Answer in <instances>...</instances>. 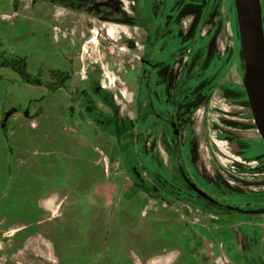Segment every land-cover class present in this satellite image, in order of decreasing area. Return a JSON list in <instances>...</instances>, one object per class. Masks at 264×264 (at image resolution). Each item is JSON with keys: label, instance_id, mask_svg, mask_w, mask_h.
I'll use <instances>...</instances> for the list:
<instances>
[{"label": "rangeland", "instance_id": "374dc122", "mask_svg": "<svg viewBox=\"0 0 264 264\" xmlns=\"http://www.w3.org/2000/svg\"><path fill=\"white\" fill-rule=\"evenodd\" d=\"M101 1L105 2L20 0L14 8L13 0H0V123L7 110L16 108L19 111L9 119L6 130L0 127V264H116L104 256L106 230H101L100 224L91 231L92 239L86 251L89 234L84 229L60 232L57 237V222L66 223L65 213L59 212L58 208L55 211L49 209L46 216L40 218V224L34 225L36 215L29 213L24 205L25 202L29 205L32 198L23 200L27 195L26 185L28 191L34 190L38 199L55 189H71L73 185L68 182L73 177L64 165L69 159L76 162L81 159L88 165L92 162L91 173L98 174V156L103 164L111 165V173L118 178L125 167V172L135 176V185L157 192L148 199L121 193L118 212L123 219L126 209L130 213L143 211L141 219L135 215L131 233L136 242L146 245L139 247L136 243V247L128 240L125 224L115 215L107 238L113 247L107 249L119 264H131L133 260L129 253L142 263L148 257L166 254L173 262L179 258L172 264H233L227 261L221 243L225 235L232 233L241 239L240 228L246 219L251 222L249 231L256 228L255 233L263 240L264 248V216L230 214L229 218L234 217V220H228L227 217L213 218L212 211L203 217L196 211L198 198L185 188L176 168L173 134L149 108L146 67L140 61L148 51L150 36L140 25L145 24L153 33L158 22H166L167 34L164 39H156L149 60L159 63L157 71L162 69L161 74L170 79L164 88L163 77L157 75V94L161 99L158 110L163 115L165 108H171L172 102L176 101L173 109L182 132L180 149L186 169L195 182L211 192L213 189L203 175L210 176L215 172L228 180L230 174L242 176L244 169L246 175L254 176L255 162H250V170L247 167L241 170L240 158L234 153L236 147L228 138L234 133L247 138L246 143L251 147L248 156L254 158L264 152V141L257 138L259 134L254 127L238 130L223 123L229 120L242 124L244 112H248L242 104L248 100L242 81L244 59L234 0H166L160 13L163 0H135L141 22L135 16L132 0H107V3L115 4L116 1L119 5L123 15L120 18L126 20L119 24L100 22L92 16L94 13H89ZM261 4L264 13V0ZM115 12L113 10V14ZM109 27L115 29V39L123 42L115 43V39L106 35ZM92 38L96 39L93 43L90 42ZM130 40L135 42L133 50L126 44ZM52 46L60 58L51 56ZM113 48L115 52H112ZM120 52L126 54L122 60H119ZM66 57L77 64V82L86 81V77L91 81L85 99L70 96L69 89L74 88L76 82L69 89L64 87L56 92L52 88L54 93L44 104V117L37 119L40 109L37 98L41 89L24 80L7 64L22 66L32 80L44 59L52 66L62 67ZM185 64L186 73L175 85ZM95 87L99 92L94 90ZM164 94L166 102L163 101ZM97 108L101 110L100 116L93 113ZM79 109L90 112L91 121L83 118ZM54 110H60V118ZM112 112L124 117L125 127L112 124ZM77 115L79 117H75ZM251 122L254 124L253 118ZM105 129L106 135L102 132ZM24 131L31 138H45L55 151L43 145L37 148L35 140L30 147L24 146ZM74 131L85 133V137L91 136L87 141L93 146L79 145L83 139ZM47 133L52 135L47 137ZM94 134L102 136L100 145L105 146L106 151L95 148L99 141ZM51 140L54 143L51 144ZM60 147L67 149L63 151ZM69 150L76 158L68 159ZM74 167L80 168L79 163ZM29 173H38L42 177L33 178L24 186L21 175ZM229 181L232 185V180ZM125 184L129 185V181L125 180ZM218 190L228 199L239 200V196L228 188ZM250 190L252 194L246 198H251L252 202L264 201L263 183ZM55 201L56 206L59 201L62 203V196L55 197ZM128 216L125 221L131 227L133 215ZM111 235L116 238H110ZM201 237L215 242L211 245L204 241V246L198 250ZM59 249L62 250L60 257ZM153 264H159V261Z\"/></svg>", "mask_w": 264, "mask_h": 264}, {"label": "flooded vegetation", "instance_id": "af4514ba", "mask_svg": "<svg viewBox=\"0 0 264 264\" xmlns=\"http://www.w3.org/2000/svg\"><path fill=\"white\" fill-rule=\"evenodd\" d=\"M58 1V0H57ZM105 2L101 1L100 5L94 9H92L89 13H94L96 15H92V16H96L97 20L100 22H104V23H116L119 24L121 22H124L126 20L121 19L120 17H122L123 15L119 12V5L116 3H107V0H104ZM112 1V0H111ZM133 3L132 5L134 6L133 11L135 13V16L137 17L138 21H142L140 20V16L139 14V8L137 6H135V0H132ZM165 1L163 0L162 4H161V9L158 10V12L160 13L164 6H165ZM137 2V1H136ZM261 3V0H260ZM138 4V3H137ZM115 7V8H114ZM114 8V9H113ZM261 8H262V23H263V30H264V13H263V6L261 4ZM84 9V8H83ZM113 10L116 11V14H113ZM111 12V13H110ZM115 18V19H114ZM141 28H143L147 34H149V44H148V51L146 54L143 55L142 58H140L141 64L145 65V76H146V86H147V102L149 105V108L151 110V112L156 115L158 118L162 119V121H164L167 125L168 128L171 130L172 134H173V138H174V148H173V154L177 157V163H176V168L177 171L179 172L181 179L183 181V184L185 186V188H188L192 193H194L199 201V206L196 207V211L199 213V215H202V217L204 215H209L208 212L212 211L213 212V218L215 219H219L221 218H229L230 214H233L234 216H241V217H248V216H264V201H259V202H252L251 198H246L247 196L251 195L252 192H250V188L251 187H256L259 185V183H263L264 184V152H261L260 155L256 156V158H254L253 156H248V152L250 150V145H248L246 143L247 138L241 137V135L239 134H231V137L228 138V140L230 141V143L234 144L236 147V151L234 153H236L241 161V165H240V169L242 170V168L245 167H249L251 164L250 162H255V166H254V171L255 174L253 175H246L245 170L243 169L241 172L242 176H234L232 174H230L228 176V180L225 178V176L223 175H218L217 173H213L210 176H204L203 177L206 179L207 183L211 186L210 188L213 189L212 192L208 191L206 189H204L203 185H200L199 183L195 182L193 177L190 175L189 171L186 169V166L184 164V160L182 159V153H181V149H180V144H181V136H182V132L180 129V125L176 119V116L174 114V109L176 107V101L172 102L171 108H165L166 110L163 111V115H160L159 110H158V103L159 101H161L160 97L158 96L157 92H158V76H162L163 77V81L162 83H165L163 86L164 88L167 87L169 85V81L170 79L165 75L161 74L162 69H159L157 71V67L159 66V63L157 62H153L149 60L150 55L153 53L154 49H155V43H156V39H164L167 32H166V22L160 23L158 22L155 30L153 33H150V29L148 26H146L145 24H141L140 25ZM98 34V33H97ZM115 34V29L113 27H109L108 30L106 31V35L110 38V39H115L116 36H114ZM156 36V37H155ZM132 37V36H130ZM155 37V38H154ZM96 39L92 38L90 40V42H95ZM115 43L118 42H123L122 39H115L114 41ZM126 44L128 45V48H130L131 50L134 49L133 45H135V42L133 41H127ZM51 48V45L50 47ZM53 48V46H52ZM71 50V49H70ZM84 52L86 53V48L84 49ZM112 52H115L114 48L112 49ZM57 56V53L55 55V57ZM119 60L123 59L126 57V54L123 52L119 53ZM59 57V56H57ZM60 58V57H59ZM67 58V59H66ZM65 58V65L60 67L58 66H52L50 65L49 61H45L42 62V64H40L38 66L37 69V76L35 77L38 80V88L41 89L39 96L37 98V101L39 103V114L40 116L44 115V104L45 102H47L49 100V98L53 95L54 91H58L61 88L67 87V89H69V87L71 86V84L73 85V82H76L74 88L69 89L70 91V96L71 97H76L78 100L83 98L85 99V94H86V88H88L91 85V81L90 79H88V77H86V81L80 83L77 82V72H76V68L77 64L75 63V60H73L72 58ZM54 63V62H53ZM186 65L181 69L180 74L178 79L176 80L175 85H177L180 81H182L185 73H186ZM155 73V74H154ZM49 76V77H47ZM94 76H97V74H94ZM161 83V84H162ZM157 86V87H156ZM52 88H53V93H52ZM95 91H98V88L95 87L94 88ZM101 93V92H100ZM163 96V101L166 102L167 100L165 99V94L162 95ZM247 97V96H246ZM227 100V99H226ZM248 100V99H247ZM227 101H231V100H227ZM244 106V109L247 107L248 108V112H244L245 115V122L244 123H236L233 121H227L225 120L223 123L226 125H230L232 126V128L241 130L242 128H244L245 126L249 129H251V127L254 129H256L254 124H251V118H253L251 115V110L249 107V103H242ZM58 107V106H57ZM80 108V107H78ZM55 111V110H54ZM53 111V112H54ZM79 112L82 113L83 118H87L88 120L91 121L92 118V114L90 112H84L81 109L78 110ZM19 112V111H17ZM56 115L58 114V117L60 118V110H56ZM221 112V111H220ZM5 113V112H4ZM94 114L100 116L101 115V110L97 108V110L93 111ZM4 116V114H3ZM75 117H79L78 115ZM3 119V118H2ZM110 120H112V124L114 126L118 125H123V127H125V123H124V117H119L118 114H116L115 112L111 113V118ZM109 120V122H110ZM105 123L107 124L108 119L104 120ZM2 122V121H1ZM123 123V124H122ZM172 123L175 125V127L172 126ZM101 124L104 125V123L101 121ZM0 127H1V123H0ZM108 128V127H107ZM2 129V128H1ZM115 129V127H114ZM2 130H6V127ZM177 130V135L174 134V131ZM257 131V129H256ZM102 132L107 133L108 131L105 129ZM258 133V132H257ZM260 139V136H259ZM232 141V142H231ZM251 158H254L253 160H251ZM250 170V168H248ZM182 173H184L186 175V177L193 182L199 189H201L202 191H204L207 195H209L214 202H210L207 199H204L200 196H198L195 192H193L185 178L183 177ZM249 177V178H248ZM253 179V180H250ZM232 180V185L230 184V181ZM143 187V186H142ZM221 187L224 188H228L230 189V191H232L233 193H236L239 197V200L235 202L234 199H228L227 196L219 191L218 189H220ZM151 190V189H150ZM152 190H154L152 188ZM214 191V192H213ZM153 192L155 191H151L149 192V195L153 196ZM155 194H157V192H155ZM179 195V193H178ZM230 207H237L240 209V211L237 210H231L229 209ZM248 211H259V213H247ZM42 214H40L39 216H41ZM201 217V220L203 221V218ZM231 218H229L228 220H230ZM234 220V217L233 219ZM204 222V221H203ZM215 224V222H213ZM244 224V226H241L240 230H241V235L239 234V236H241V239L237 238V236L235 237V234H228L225 235L224 238L226 237V239L223 238V242L221 243V247L223 250L224 255L228 258V260H230L233 264H264V248H263V240L260 239V237L258 236V234L255 233L256 228H253V231H249L251 230L250 221L243 220L242 222ZM203 225V224H200ZM234 224H232L231 226H233ZM216 226V227H215ZM214 228H218L217 225L213 226ZM200 246L198 247V250L201 249V247H203V242L207 241L210 242V244L212 245L213 242H215L213 239H209L207 238L205 240V238L201 237L200 238ZM135 264H147V262L144 263L140 262L139 259L137 257H135ZM149 258V257H148ZM147 258V259H148ZM176 258L175 261H177ZM149 264V263H148Z\"/></svg>", "mask_w": 264, "mask_h": 264}, {"label": "crops", "instance_id": "0c3cea01", "mask_svg": "<svg viewBox=\"0 0 264 264\" xmlns=\"http://www.w3.org/2000/svg\"><path fill=\"white\" fill-rule=\"evenodd\" d=\"M53 49V48H52ZM51 51V56L55 57V51L54 49ZM55 52V53H54ZM55 54V55H54ZM56 59V58H55ZM44 61H49L48 59H44ZM50 62V61H49ZM51 64V63H50ZM53 64V63H52ZM37 72V69L35 70ZM38 73L34 74L35 76H37ZM18 113V112H17ZM12 117V116H11ZM10 117V118H11ZM44 115L40 116L37 115L36 118H43ZM9 121V120H8ZM54 128V127H53ZM74 130V129H73ZM24 135L22 136L25 139V143L24 146L26 147H30L31 144H33V141L35 140V145L37 148H39V146L41 147L43 146H47L49 148H51L49 146V144H47L48 140H46L45 138L42 137L41 140H39V137H35V138H31V136H29L27 131H24ZM73 133H75V135H78L79 137H81L83 139V143H79V145H83V146H90L92 147L93 145L91 144V142L87 141L88 137L91 139V136H87L85 137V133L83 132H79V131H74ZM90 133H88L89 135ZM105 134V133H104ZM51 136V133H47V137ZM106 135V134H105ZM94 136H97L95 139L96 140H100L101 137L98 136L97 134H94ZM257 138H259V136H257ZM256 138V139H257ZM75 139V138H73ZM101 141L97 142V144L101 147H99L98 145L95 146V148H99V151H103L105 149L106 151V147H102V145H100ZM54 143L51 140V144ZM56 143V142H55ZM67 143V142H66ZM106 145V144H105ZM108 146H110L109 144H107ZM25 147V148H26ZM111 147V146H110ZM61 150H65L67 149L66 147H60ZM251 149V147H250ZM53 150L52 148L50 149V151ZM58 151V149H56ZM63 150V151H64ZM55 151V150H53ZM60 152V151H59ZM70 157L76 158L75 155H73L71 153V151L69 150V156L68 159ZM65 159V158H64ZM79 159V158H78ZM101 159V158H100ZM99 159L98 156V165L96 167V170L99 171L98 174L93 175L91 173V169L93 167V164H91L92 162L86 163L84 160L82 161L81 159H79L77 162L79 163V167L78 169H76L74 167V164H76V161L73 160H68L67 163H65L64 165L67 166L69 168H66V172L68 173L70 171L71 173V177L70 181L68 182V184H72L73 187H71V189L68 188H63V189H55L53 192H51V194L47 195L46 197H42L41 199H38V197L36 195H34V190L32 189V191H28L29 187H27L26 185V193L27 195L23 197V200L26 198V200L28 201L29 199L32 198V202L23 204L28 208L29 213L36 215V221H34V225H39L40 222L42 221L41 219L46 216L45 213H47V211H49V209L55 211L57 208L59 209V212L62 211V213H65V219H66V223L67 224V229L68 230H76L77 228L79 229H84L85 231L88 232L89 235H87V242L89 243V240H91L92 238L90 237V233L91 231L95 230V227L98 226L99 224L101 225V230H107L109 229V227L115 223L114 221V216L118 215L119 219L121 220V222H123V224H125L126 228H127V238L128 240L132 241L135 246L137 243V246H145L143 244H140L138 242H136V238L133 235V233H131L134 230V223H135V215L136 218L141 219V216L143 214V211L140 209L138 213H130L128 209H126L125 212V218L123 219L120 215H119V202L118 199L122 193H131L132 198H135V196H137L139 198V195H141L140 197H145V198H149V189H146L142 186H138L135 185V176L133 174H131L130 172H125V167H123V171L124 173L120 176V178L117 177V175L115 176L114 174L111 173L110 171V164L109 163H102V161ZM53 163L52 161H50V164ZM79 170V171H78ZM42 177L40 174L36 173V174H26L25 176L21 175L20 181L21 183H23V185L25 186V184L31 183V179H35V178H39ZM125 180L129 181V185L125 184ZM32 188V187H31ZM135 191L136 194L135 195ZM60 195L63 198V202L61 203L59 201V203L55 204V197H60ZM22 199V198H21ZM98 199H102V201H99ZM113 206V207H112ZM56 207V208H55ZM90 211V212H89ZM118 213V214H117ZM40 214H42L41 216H39ZM100 214L103 216H100ZM128 215H133V217H131V227L129 226L128 223H126V219L127 217H129ZM41 218V219H40ZM48 219H50V217H47ZM55 223V222H54ZM57 226H59V222H57ZM108 227V228H107ZM87 229V230H86ZM120 237V235H118ZM115 239L116 236L115 235H111L110 238ZM108 235H106L104 237V241H103V250L105 251V257H107L109 260H113V262H116L117 260L114 258V256H112L110 253L113 244L109 241ZM112 241V240H111ZM88 246L90 245L87 244ZM136 246V247H137ZM107 247L109 249H107ZM130 257H132V262L131 264H134L135 262V257L132 253H129ZM159 261V264H172L174 262H176L172 259L169 258L168 255L164 254L158 257H149L148 259H145V262H147V264H153L155 262Z\"/></svg>", "mask_w": 264, "mask_h": 264}, {"label": "water", "instance_id": "95a60500", "mask_svg": "<svg viewBox=\"0 0 264 264\" xmlns=\"http://www.w3.org/2000/svg\"><path fill=\"white\" fill-rule=\"evenodd\" d=\"M240 47L244 59L243 86L248 99L254 125L264 141V30L260 0H234ZM17 112L11 108L4 113L1 128L4 129L10 117ZM172 126L175 125L172 123ZM177 135V130L174 131ZM189 188L198 196L214 202L204 191L199 189L182 173ZM231 210L240 211L237 207ZM247 213H259L248 211Z\"/></svg>", "mask_w": 264, "mask_h": 264}, {"label": "trees", "instance_id": "16d2710c", "mask_svg": "<svg viewBox=\"0 0 264 264\" xmlns=\"http://www.w3.org/2000/svg\"><path fill=\"white\" fill-rule=\"evenodd\" d=\"M19 1L20 0H13V7L14 8H16L17 6H18V4H19ZM7 65H9L10 67H11V69H13L14 71H16L17 73H19L20 75H21V77H23V79L24 80H26V81H31V83H33V84H38V80L36 79V78H32V80H29V77H31L30 76V74L29 73H27V70L26 69H24L22 66H18L17 65V63H9V64H7ZM18 111V110H17ZM59 228L57 229V237H59V235H58V233H60V232H64V231H67L68 229H67V224H59V226H58ZM108 228V227H107ZM106 235H108V233H109V229H107L106 230ZM88 245H87V248H86V251H87V249H88ZM62 251V250H61ZM60 249L58 250V252H59V257H60ZM84 253H85V251H84ZM117 261H116V264H119V262H118V259L117 258H115Z\"/></svg>", "mask_w": 264, "mask_h": 264}, {"label": "bare ground", "instance_id": "6f19581e", "mask_svg": "<svg viewBox=\"0 0 264 264\" xmlns=\"http://www.w3.org/2000/svg\"><path fill=\"white\" fill-rule=\"evenodd\" d=\"M114 36H115V34H114ZM110 37V36H109Z\"/></svg>", "mask_w": 264, "mask_h": 264}]
</instances>
